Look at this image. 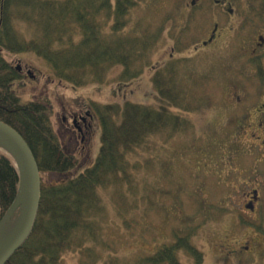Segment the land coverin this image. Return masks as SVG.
<instances>
[{
    "label": "rangeland",
    "instance_id": "1",
    "mask_svg": "<svg viewBox=\"0 0 264 264\" xmlns=\"http://www.w3.org/2000/svg\"><path fill=\"white\" fill-rule=\"evenodd\" d=\"M127 20L122 33L155 40L134 65L138 75L133 78H124L125 67L117 64L104 80L80 87L60 80L33 52L1 50L11 66L22 64L36 75L18 76L14 91L24 101L48 103L63 147V113L85 106L100 116L88 151L66 150L79 160L73 176L96 162L105 106L135 104L158 110L169 101L171 111L191 128L183 124L171 136L162 130L148 136L139 155H130L129 163L140 165L128 172L132 182L127 184L121 174L122 182L113 180L110 189L101 191L103 211L95 236L63 252L58 264H135L169 245L174 231L183 226H198L193 241L204 252L201 264H243V259L238 263L224 252L228 244L252 240L253 234L237 220V211L248 192L264 185V0H144ZM104 24L109 30L112 20ZM17 28L20 40L36 36L29 23L20 22ZM175 67L185 79L172 83L175 94L191 93L181 102H190L194 110L173 105L156 83L160 73ZM186 217L196 220L185 223ZM4 218L0 227L9 223ZM256 252L262 258L258 264H263L264 247ZM180 254L184 264H199L187 252Z\"/></svg>",
    "mask_w": 264,
    "mask_h": 264
},
{
    "label": "trees",
    "instance_id": "2",
    "mask_svg": "<svg viewBox=\"0 0 264 264\" xmlns=\"http://www.w3.org/2000/svg\"><path fill=\"white\" fill-rule=\"evenodd\" d=\"M143 1L0 0V120L26 140L42 177L41 200L32 235L6 264H58L63 252L80 247L86 237L95 236L103 211L101 191L110 189L113 180L122 182L121 174L126 175L127 184L131 183L133 174L128 172L140 168L138 161L135 165L129 163L130 155H139L150 134L162 130L171 136L179 133L183 124L186 127L187 122L171 111L169 101L159 104L158 110L135 104L119 109L105 106L101 111L105 116L102 117L103 143L96 162L73 176L79 160L64 149L54 131L50 106L44 101H24L14 91L13 84L19 74L1 55V50L33 52L52 66L60 80L80 87L90 80H104L109 69L117 64L124 65V78L136 77L134 65L141 63L155 40L122 32L131 11ZM110 20L112 24L106 30L104 23ZM20 22L35 27V38L20 40L17 28ZM160 74L156 82L160 92L171 96L173 105L180 103L182 108L194 110L190 102L184 106L181 102L191 93L184 97L175 94L172 83L185 80L179 77L177 67ZM111 109H115L116 119ZM19 187L17 163L0 148V221L16 201ZM186 219L196 220L186 217L185 223ZM197 230L198 226L175 230L169 245L160 247L152 256L139 258L135 264H184L181 251L203 263L204 254L193 241Z\"/></svg>",
    "mask_w": 264,
    "mask_h": 264
},
{
    "label": "flooded vegetation",
    "instance_id": "3",
    "mask_svg": "<svg viewBox=\"0 0 264 264\" xmlns=\"http://www.w3.org/2000/svg\"><path fill=\"white\" fill-rule=\"evenodd\" d=\"M17 72L19 76L31 78L33 71L24 69L22 64L19 65ZM34 78H36V75ZM35 87L33 86V89ZM87 106V105H86ZM85 107V106H84ZM79 107L72 112L63 113L60 126V133L66 149L80 154L88 151L90 139L96 134L97 122H100V116L95 114L89 108ZM260 187V188H259ZM237 220L245 224L247 230L253 234L252 240L245 244L226 245L224 256L230 260L237 258L238 263L243 259V264H258L262 261L260 255L256 252L257 248L264 247V185L258 186L246 194V200L242 208L237 211ZM264 264V261H263Z\"/></svg>",
    "mask_w": 264,
    "mask_h": 264
},
{
    "label": "water",
    "instance_id": "4",
    "mask_svg": "<svg viewBox=\"0 0 264 264\" xmlns=\"http://www.w3.org/2000/svg\"><path fill=\"white\" fill-rule=\"evenodd\" d=\"M0 142L10 146L11 151L5 150L16 160L21 178L18 197L5 216L4 222L8 223L19 209L23 210L20 225L0 248V264H6L33 232L41 198V177L36 159L25 139L2 121Z\"/></svg>",
    "mask_w": 264,
    "mask_h": 264
},
{
    "label": "bare ground",
    "instance_id": "5",
    "mask_svg": "<svg viewBox=\"0 0 264 264\" xmlns=\"http://www.w3.org/2000/svg\"><path fill=\"white\" fill-rule=\"evenodd\" d=\"M0 147H3L4 149L11 151L10 146L1 143ZM22 220V216L16 217L14 220L9 222L8 224H3L0 227V248L8 241V239L14 234L18 226L20 225V222Z\"/></svg>",
    "mask_w": 264,
    "mask_h": 264
}]
</instances>
